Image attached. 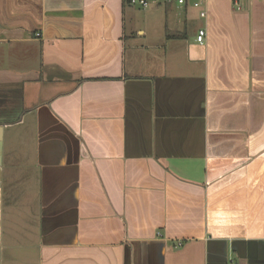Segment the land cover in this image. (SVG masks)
<instances>
[{
    "label": "crops",
    "instance_id": "0c3cea01",
    "mask_svg": "<svg viewBox=\"0 0 264 264\" xmlns=\"http://www.w3.org/2000/svg\"><path fill=\"white\" fill-rule=\"evenodd\" d=\"M147 1L0 0V264H264V0Z\"/></svg>",
    "mask_w": 264,
    "mask_h": 264
},
{
    "label": "built area",
    "instance_id": "2783aa9c",
    "mask_svg": "<svg viewBox=\"0 0 264 264\" xmlns=\"http://www.w3.org/2000/svg\"><path fill=\"white\" fill-rule=\"evenodd\" d=\"M184 0H180V3H183ZM131 4H139L143 7H147L148 6V1L147 0H130ZM196 7L199 6V3H195L194 4ZM202 16L205 15L204 12L201 13ZM205 38H206V30L205 29H201L199 30L198 34H197V41L200 44H203L205 42Z\"/></svg>",
    "mask_w": 264,
    "mask_h": 264
},
{
    "label": "rangeland",
    "instance_id": "374dc122",
    "mask_svg": "<svg viewBox=\"0 0 264 264\" xmlns=\"http://www.w3.org/2000/svg\"><path fill=\"white\" fill-rule=\"evenodd\" d=\"M134 6L138 7V6H139V4H134Z\"/></svg>",
    "mask_w": 264,
    "mask_h": 264
}]
</instances>
